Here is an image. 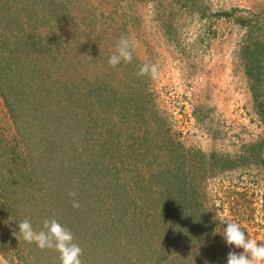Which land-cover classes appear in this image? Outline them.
I'll use <instances>...</instances> for the list:
<instances>
[{
    "label": "rangeland",
    "instance_id": "rangeland-1",
    "mask_svg": "<svg viewBox=\"0 0 264 264\" xmlns=\"http://www.w3.org/2000/svg\"><path fill=\"white\" fill-rule=\"evenodd\" d=\"M1 8L0 45L10 41L13 50L12 44L18 37L27 38V33L36 38L37 34L51 36L62 45L58 76L64 84L80 88L73 89L69 96L73 104L61 109L62 117H46L44 107L39 114L37 109L13 113L0 91V173L8 179L0 187V264H11L2 247L6 228L19 229L18 223L28 218L39 231V219L50 214L54 202L47 203L45 188L51 186L48 181L55 179V173L51 166L40 167L32 153L53 152L56 145L61 155L67 147L74 152L83 146L89 159L113 167L111 172L101 167L94 170L99 177L106 175L101 188L107 183V189L129 190V205L135 207L137 201L142 217L148 216L150 238L144 239L143 254L128 251L119 228H125L131 217L118 216L123 224L114 229L119 233L113 246L123 254L133 253V264H222L223 253L243 251L230 248L221 234L228 220L239 223L246 236L264 243V76L257 84L250 80L244 60L248 46L264 43V0H0ZM15 17L21 23L11 25ZM122 36L134 42L133 59L109 67L107 61ZM146 63L158 66V78L137 76ZM4 67L10 78L17 74L15 65ZM96 80L100 86L104 83L107 94L112 89L120 97L135 88L143 94L140 101L149 99V108L136 113L134 102L122 99L118 103L113 97L102 106L95 104L98 94L89 97L84 87ZM89 100L95 101L88 103L93 113L81 107ZM69 116L73 126L67 129ZM60 121L62 126L57 124ZM253 146L261 150V156ZM223 157L236 161L233 169L221 170ZM89 159L81 173L90 166ZM121 160H133L129 169L135 179H126L125 171L117 174L115 165ZM174 169H181L185 183L190 182V194L200 192L199 198L192 195L200 204L196 209L173 213L175 205L170 202L175 196L167 176H173ZM19 199L27 200L21 205L24 208L6 213ZM111 203L112 197L107 198L92 214L115 217ZM195 212L205 216V231L193 229ZM171 215L173 220L182 216L184 232L169 233L172 242L162 248L155 233L168 227L165 218ZM150 220L155 221L153 225ZM81 228L91 231L90 221ZM18 243L23 251L11 250L14 264H60L57 252L49 250L43 256L34 243L23 239ZM79 246L82 264H95L87 246Z\"/></svg>",
    "mask_w": 264,
    "mask_h": 264
},
{
    "label": "trees",
    "instance_id": "trees-1",
    "mask_svg": "<svg viewBox=\"0 0 264 264\" xmlns=\"http://www.w3.org/2000/svg\"><path fill=\"white\" fill-rule=\"evenodd\" d=\"M26 8H29V6ZM63 9L65 10L66 8ZM2 11L3 8H1L0 11L1 14ZM62 12L63 11L61 10L57 12L59 17L62 16ZM5 14L8 15L7 12H5ZM3 20L5 21L6 18L4 17ZM11 22V25H18L21 23L20 19H17V17L12 19ZM6 26L7 25H5V27ZM13 30H16V28H13ZM18 30H21L20 27H18ZM27 34V38L18 37V40L12 44L14 46L13 50H11L10 41L0 45V91L3 93L2 96L5 98V100L10 103L12 107H15L13 110L11 107V111L13 113H28L34 112L37 109L36 113L39 114L44 107L47 108V110H43L46 117L50 115L53 117L59 116L60 112L62 113L61 109H64L65 107L68 110V107L73 104L69 96L73 94V89L77 87L74 86V83L73 87L72 85L69 86L68 84H64L57 74V65L59 62L62 45L60 42H58V40L51 38V36H48L47 34L44 37H41L40 34H37L38 38L32 36L29 33ZM244 60L245 68H247L246 72L250 80L257 84L259 81L258 78L264 76V43L258 41L255 42V44L253 43L248 46L246 48ZM7 64H11V66L15 65L17 67L15 68L17 70V74L14 77L10 78L8 74L5 75L7 68L4 66ZM88 85L89 87H84V89L88 92L87 95L89 97H94L96 94H98L97 99L95 100L97 102L95 104L100 102V105L102 106L103 103L108 102V100H106L107 98L113 97V99H115L118 103L121 102L122 99L125 101L131 100L134 102L135 104H133L132 109L136 110V113H140L137 112L138 109L142 110L145 108L144 111H147L146 108H149L147 107L149 104V99L145 98L141 99L140 101L139 97L144 98L143 94L138 93L135 88H133L130 94L128 93L126 97H120L118 93H115L116 91L112 89H109V94H107V91L103 89L105 88L104 83H102L100 86L97 80L93 83H89ZM129 89L130 87L127 89V91ZM252 89L254 90V87ZM61 91L64 92L62 93ZM44 101L46 102V106ZM95 101L89 100L84 104H81V107L83 110L93 113V109H91L90 106L93 105ZM89 102L91 105L88 104ZM144 111L141 114V117L145 116ZM63 113L65 114L66 111ZM67 115H69L68 111ZM59 117H62V115ZM126 118H128V116H126ZM66 122L68 124L65 127L67 129L72 128L73 125L71 123L70 116L67 117ZM57 124L62 126V121H60V123L57 122ZM65 135L63 136L62 140L64 139ZM87 136H89V134H87ZM56 146V149L51 148L53 152H49L46 149L45 151L34 150V153H32V158L38 162L40 167L47 169L51 166L50 170L53 174L55 173V179L51 180V182L48 181L51 183V186L45 188V197L47 199V203H54L49 208L50 214L48 216H41V219H39L42 223L41 230L43 228V221L45 219H56L59 223H61L62 226L72 231L75 240H78L80 245L84 243L87 246V249L91 252L90 256L92 258V263L133 264V262L130 261H132V256L134 254L132 253L129 255L127 254V251H125L123 254L121 251H117V247L113 246V238L114 235L119 233L121 230V233L123 232L124 234L122 238L127 241L128 251L134 252L136 250L139 254H143L147 247L144 239L147 238L150 230V228H146L148 225V216L145 218L142 217V214L139 212L141 207L137 204V201H134L136 205L135 207L129 205L131 204L132 200V195L129 196V190H114L111 186L107 189V183L105 184L104 188H101V182L105 181L104 178L106 175L103 174L101 177H99V174H95L94 170L101 167L102 171L106 172L107 170H110L111 172V168L113 167L108 168L104 162L98 163L95 161V159H89L87 157V153L84 152L83 146H81L80 149H76L74 152H71L70 147H67L68 150L66 151L65 155H61L62 150L58 148V145ZM109 148V154H111L113 149L111 147ZM252 148L257 151L258 154L261 152V150L256 148V146H253ZM13 156L17 159L19 157L16 153H13ZM87 159L90 160V166L81 173L80 169L83 168V163H87ZM82 160L84 162H81ZM130 161L133 160H121V162L115 165V169L117 174L125 171L126 179L133 180L135 179L136 174L133 170L129 169L131 166ZM219 164L221 170L227 171L233 169L236 161L232 158L223 157ZM0 167H2V165ZM3 170H5V167L2 168V171ZM180 170L174 169V175L170 176V174H168L167 176L169 187L172 189L174 194L172 195L175 196V199L172 200V202L169 201L171 204L175 205L173 213L180 210L193 208L196 209L198 206H200L198 200L192 197L193 195L195 197L198 196L199 198L200 192L194 191V194H190V182H187V184L185 183L186 178L183 175V172ZM60 178L62 181H60ZM74 179L78 182L75 186L73 184ZM4 180L8 181L7 176L0 173V187L2 186V183H5L3 182ZM94 181L96 184H94ZM134 187H137V185H134ZM53 190L56 192V194H53ZM69 190H75L78 192V196L76 198L81 204V208L79 210H76L71 206V198L68 196ZM110 197H112V203L109 207L114 205L115 210L117 211L115 217H111V214L101 215L98 217H96L95 214H92L94 213L93 209L95 206H98L99 203L105 202L107 198ZM7 199H10V197ZM23 201L26 203L27 200L19 199L15 202L16 204H11V207L6 209V213H18L19 208H22L21 205ZM18 203H20V205H18ZM149 207L150 206H148V208ZM55 210L61 212V214L58 213L59 217L54 215L57 214ZM130 211H132V213H130ZM118 216L122 217L121 219H128L131 217V221L125 228H119L123 222ZM193 217L195 218L191 221L194 222L193 229L202 231L208 229L205 216L200 214V212H195ZM116 218L119 220L117 221ZM181 218L182 216L178 220H173L172 215L166 216L165 221L168 227L163 228L160 232L155 233L160 236L158 243H161L162 248H164L168 241L172 239V237L170 238L169 233L176 230L184 232L185 226H181V223L179 222ZM88 221L91 223L92 232L90 230L84 231L81 228L82 225L84 223H88ZM149 222V225H153V222L155 221L150 220ZM116 227L119 228V232L114 231ZM77 228L80 229L77 230ZM6 230L7 231L4 233L7 234L5 235V239L2 242V247L5 250L6 259H8L11 264H14V257L11 250L16 247L21 249V243H18L17 238L13 235V230L19 231V229L12 228L11 231L10 229L6 228ZM127 234L128 237H126ZM7 235L11 236V238H7ZM162 235H165V237H161ZM94 237L96 241L94 240ZM133 244L135 245L134 247L132 246ZM197 244L198 243H196L195 246L199 247ZM119 245L124 246V244L120 243V241ZM35 246L37 245L35 244ZM153 250L159 253L156 248H153ZM21 251L23 250L21 249ZM37 251L43 256L44 254L49 253V250H41L39 248H37ZM227 255L228 254L223 253V257L219 256L222 258V262H224L222 264H226L225 262H227Z\"/></svg>",
    "mask_w": 264,
    "mask_h": 264
},
{
    "label": "clouds",
    "instance_id": "clouds-1",
    "mask_svg": "<svg viewBox=\"0 0 264 264\" xmlns=\"http://www.w3.org/2000/svg\"><path fill=\"white\" fill-rule=\"evenodd\" d=\"M134 42L127 37H121L117 43L116 51L109 57L107 63L109 67L115 68L123 61L131 63L134 49ZM148 75L152 79L158 78L159 70L156 64H143L137 76ZM78 182L74 179V186ZM68 196L71 198V206L79 210L81 204L76 198L78 192L69 190ZM226 228H223L221 234L226 244L235 249H243L242 252L229 251L227 255V264H264V243H258L257 240L246 236L245 231L239 223L228 220L225 222ZM19 232L13 230V235L18 239H23L27 243H35L41 250H53L59 254L60 264H82L80 257L83 249L77 244L72 231L61 225L56 219H45L42 230L33 229L30 219L26 218L18 223Z\"/></svg>",
    "mask_w": 264,
    "mask_h": 264
}]
</instances>
